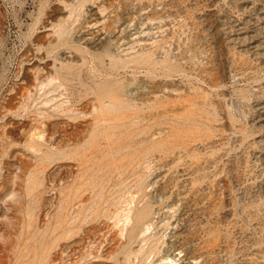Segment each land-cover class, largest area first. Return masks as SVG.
Masks as SVG:
<instances>
[{
	"label": "rangeland",
	"instance_id": "obj_1",
	"mask_svg": "<svg viewBox=\"0 0 264 264\" xmlns=\"http://www.w3.org/2000/svg\"><path fill=\"white\" fill-rule=\"evenodd\" d=\"M0 264H264V0H0Z\"/></svg>",
	"mask_w": 264,
	"mask_h": 264
}]
</instances>
